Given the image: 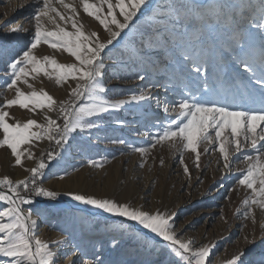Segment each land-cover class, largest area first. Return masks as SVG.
Masks as SVG:
<instances>
[{
	"label": "snow or ice",
	"instance_id": "6c2138e0",
	"mask_svg": "<svg viewBox=\"0 0 264 264\" xmlns=\"http://www.w3.org/2000/svg\"><path fill=\"white\" fill-rule=\"evenodd\" d=\"M55 3L69 14L53 6V0H34L31 41L5 60L7 81L0 87L14 90L15 95L0 105V148L10 150L15 165L24 168L25 159L37 160L32 151L36 142L46 140L55 147L46 153L47 160L42 153L34 167L24 168L29 173L24 179L14 181L8 176L0 179V202L4 205L0 209V264H58V253L64 248H71L72 255L82 253L69 264H106L102 245H93L94 250L89 254L68 236L50 241L40 238L37 217H42V213L32 206L39 198L58 197L57 192L41 184L48 161L67 151L77 135L96 128V121L105 114L125 106L154 102L164 114L168 122L151 136L152 148L162 142H168L172 148L179 145L194 153L198 162L199 146L214 144V150L224 162L223 168L229 171L233 154H243L238 163L245 167L237 169L240 173L237 184L249 194L243 200L242 215L255 222L254 207L264 212V0H98L96 3L79 0L83 12L98 21L108 34L106 39H101L96 31L85 32L83 24L78 22L77 6L65 0ZM141 18L143 23L138 24ZM47 23L54 28L49 29ZM20 31L15 27L9 29L11 34ZM128 31L137 38V46L131 52L133 62L143 61L144 56L151 60L155 55L168 70V83L150 81L138 93L109 99L105 95L108 68L105 57L113 59L107 54ZM41 44L62 50L74 62L60 63L52 56H37L35 50ZM117 63L124 61L113 62L115 78L124 79L116 69ZM131 75L138 81L148 79L146 71ZM41 76L54 79L58 86L67 85V99L58 101L45 89L36 90L30 80ZM20 84L31 91H23ZM159 88L164 89L163 99L157 92ZM169 93L173 94L172 99L168 98ZM13 106L33 113L41 110L43 122L16 120L6 110ZM49 113H56V118ZM118 123L123 125L125 121ZM110 142L127 143L120 138ZM133 150L141 156L149 152L148 148L139 146ZM160 163L163 165L164 161L161 159ZM89 164L103 167L96 161ZM184 171H189L186 165ZM67 195L74 202L140 225L166 242L174 257L179 258L175 264H206L209 249L194 248L192 239H182L170 222L171 215L110 198L71 192ZM112 239L111 246L115 248L119 241ZM245 240L254 246L257 238L245 237ZM260 243L264 244V224ZM245 254L240 251L224 264H244Z\"/></svg>",
	"mask_w": 264,
	"mask_h": 264
},
{
	"label": "rangeland",
	"instance_id": "374dc122",
	"mask_svg": "<svg viewBox=\"0 0 264 264\" xmlns=\"http://www.w3.org/2000/svg\"><path fill=\"white\" fill-rule=\"evenodd\" d=\"M90 2L96 3L98 0ZM33 3L34 0H0V86L7 81L5 60L19 53L31 41L34 30L30 19ZM65 3L77 6L78 22L83 24L86 33L96 31L101 39L107 38L108 34L99 22L83 12L79 0H65ZM53 6L62 13L69 14L55 0ZM137 23H143V18ZM46 26L54 28L51 23ZM13 27L21 31L9 33V29ZM136 41L134 32L128 31L120 44L107 54L113 59L105 57L108 65L105 95L109 99L126 98L132 93H138L150 81L166 85L168 83V70L155 55L151 56V60L144 56L143 61L133 62L131 52L137 46ZM35 54L39 57H55L60 63L74 62V58L67 53L44 44L38 46ZM119 60L124 63H117L116 69H119V74L124 79L115 78V69L112 67L113 62ZM145 71L148 76L145 81H138L131 75L133 72ZM30 83L36 90L45 89L58 101L67 99L68 86H58L54 79L41 76L30 80ZM20 87L25 92L31 91L24 84H20ZM0 92H3L0 105L5 99H12L15 95L14 90L3 87H0ZM157 92L163 99L164 89L159 88ZM168 98L172 99L173 94L169 93ZM6 110L21 122L27 119L43 122L41 110L33 113L19 106ZM156 110L155 103L152 102L138 107L125 106L122 110L105 114L101 120L96 121V128L77 135L67 151L57 159L48 161L49 167L44 170L41 184L57 192L58 197L55 200L39 198L32 206L42 213V217H37L40 238L50 241L68 236L74 243H80L83 252L89 254L94 250L93 245H102V258L106 264H175L179 260L171 253L166 242L142 229L140 225L74 202L67 195L71 192L110 198L129 203L133 207H142L146 211L159 210L171 215L173 220L170 222L182 239H192L194 248L209 249L206 264H224L240 251L246 253L242 258L244 264H261L264 261V244L260 243L264 212L254 207L255 222L242 215L245 210L243 200L249 194L248 190L237 184L240 176L237 169L245 167L238 163L243 154H233L229 171L223 168L224 162L219 152L214 150V144L199 146L201 154L198 162L194 153L179 145L172 148L168 142H162L155 148L150 147L151 136L168 122L163 113L155 116ZM49 115L56 118V113ZM121 120L125 121L123 125L118 123ZM145 132L150 135H142ZM116 138L127 143L110 142ZM137 146L148 148V154L141 156L135 152L133 149ZM54 147L46 140L36 142L32 151L37 160L25 159L24 168L34 167L42 153L47 160L46 153ZM205 148L209 151L205 152ZM161 159L164 161L163 165L160 163ZM89 161L102 163L103 167L94 168ZM142 163L144 167H140ZM185 165L188 173L184 171ZM24 168L15 165V158L10 150L0 148V179L4 176L14 181L24 179L29 176ZM3 206L0 202V209ZM100 230L104 232L100 233ZM253 236L257 238L254 246L245 240V237L250 240ZM113 237L119 241L115 248L111 246ZM65 253L68 255L65 256ZM81 254L72 255L71 248H64L58 253V264H69Z\"/></svg>",
	"mask_w": 264,
	"mask_h": 264
},
{
	"label": "bare ground",
	"instance_id": "6f19581e",
	"mask_svg": "<svg viewBox=\"0 0 264 264\" xmlns=\"http://www.w3.org/2000/svg\"><path fill=\"white\" fill-rule=\"evenodd\" d=\"M155 116H157L158 114H162V111L161 110H159V109H157L156 111H155ZM100 233H103L104 232V230H100L99 231Z\"/></svg>",
	"mask_w": 264,
	"mask_h": 264
}]
</instances>
